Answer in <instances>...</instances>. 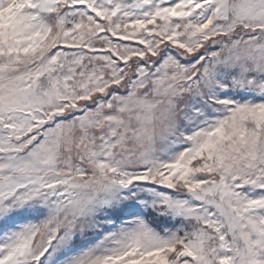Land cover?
Segmentation results:
<instances>
[{"label":"snow or ice","instance_id":"6c2138e0","mask_svg":"<svg viewBox=\"0 0 264 264\" xmlns=\"http://www.w3.org/2000/svg\"><path fill=\"white\" fill-rule=\"evenodd\" d=\"M0 264H264V0H0Z\"/></svg>","mask_w":264,"mask_h":264}]
</instances>
